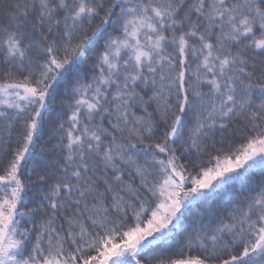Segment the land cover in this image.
<instances>
[{
  "label": "snow or ice",
  "instance_id": "snow-or-ice-1",
  "mask_svg": "<svg viewBox=\"0 0 264 264\" xmlns=\"http://www.w3.org/2000/svg\"><path fill=\"white\" fill-rule=\"evenodd\" d=\"M0 264H264V0H0Z\"/></svg>",
  "mask_w": 264,
  "mask_h": 264
},
{
  "label": "trees",
  "instance_id": "trees-1",
  "mask_svg": "<svg viewBox=\"0 0 264 264\" xmlns=\"http://www.w3.org/2000/svg\"><path fill=\"white\" fill-rule=\"evenodd\" d=\"M48 134H49V130L48 129H45V132H44V135H43V139L38 141V145H42L44 144L45 142H47L48 140ZM37 152L40 151V147L38 146L37 149H36ZM185 217H187V213H185Z\"/></svg>",
  "mask_w": 264,
  "mask_h": 264
}]
</instances>
